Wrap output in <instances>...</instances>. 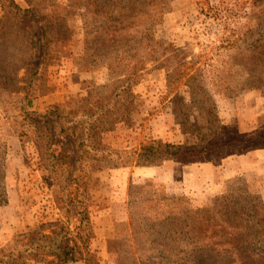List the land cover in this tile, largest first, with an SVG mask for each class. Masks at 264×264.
I'll use <instances>...</instances> for the list:
<instances>
[{"label": "rangeland", "instance_id": "374dc122", "mask_svg": "<svg viewBox=\"0 0 264 264\" xmlns=\"http://www.w3.org/2000/svg\"><path fill=\"white\" fill-rule=\"evenodd\" d=\"M87 1L106 4L105 13L113 10L117 2L15 0L23 9H28L29 4L34 6L35 33L40 34L45 24L48 40L40 69L41 37L36 39L32 61H27L30 52L22 36L0 43L8 49L0 60V82L6 84V88H0V171L3 172L0 175V250L22 234L48 233L52 225L67 222L54 202V192H59L57 184L63 178L54 182L42 166V160L47 158L48 133L45 129L38 133L20 112L24 91L29 92L32 100L29 111L36 106L40 108L38 104L44 97L56 95L54 99L60 101L61 107L57 114L65 122L80 126L81 137H63L62 141V137L53 135L60 131L61 121L53 120V139L61 143L55 150L58 153L63 146L75 160L79 156L75 147L78 141L81 152L86 151L82 162L84 200L94 233L97 221L106 212L115 223L114 237L107 243L114 264H141L142 260L160 258L179 247L180 236L172 229L177 221H163L181 209V204L178 206L173 198L182 199L183 206L192 210L228 206L239 212L247 206L254 225L253 205L264 203L261 194L264 184L249 179L247 172L239 173L250 169L246 156L222 159L215 155L210 162L165 161L143 166L134 152L151 141L172 145L194 142L190 135L183 133L184 120L177 109L176 96L187 98V89L183 85L169 89L168 81L173 79L176 64L182 58L186 57L187 62L202 52H210V56L212 52L217 54L213 48L223 46L222 41L229 37L234 45L214 58V69L206 74L207 91L213 96L224 125L236 127L245 134L264 135V91L246 84V89L241 90L243 80L237 76L229 77L223 84V78L228 77L224 73L227 61L234 63L242 52L249 53L254 47L264 45V26L249 22L250 18L264 13V0H164L166 12L155 29V39L161 43L157 60L144 59L145 65L139 67L142 71L131 87L128 77L113 72L110 61L87 55L97 45L89 43L88 38L89 29L96 27L90 24L87 28L84 22ZM11 10L8 0H0V18ZM9 21L6 27L15 29L11 18ZM90 22L94 23L91 17ZM103 22L104 19L98 20L97 26ZM28 63L32 67L26 70ZM13 68H17L18 79L12 73ZM122 68L131 70L129 63ZM35 70H39L37 75L29 77ZM248 78L244 75L245 82ZM226 87H230L231 93L225 91ZM8 90L22 93L11 95ZM54 107L50 105L47 111L51 112ZM259 150L262 151L258 154L264 156V149ZM119 163L126 166L118 167ZM256 163L257 169H264V158ZM62 174L66 176L67 172ZM77 176L82 175L78 172ZM216 219L222 220L220 216ZM71 226L75 235L81 232L79 222L74 221ZM214 232L228 231L223 232L219 227L211 229L209 234ZM213 260L219 264H237L230 255L213 257Z\"/></svg>", "mask_w": 264, "mask_h": 264}, {"label": "trees", "instance_id": "16d2710c", "mask_svg": "<svg viewBox=\"0 0 264 264\" xmlns=\"http://www.w3.org/2000/svg\"><path fill=\"white\" fill-rule=\"evenodd\" d=\"M163 1L127 0L124 3L123 0H117L113 10L108 13L104 12L108 10L106 4L87 1L85 4L87 14L84 16V22L87 28L90 24L96 27L94 30L89 29L91 33L88 34V38L90 39L89 43L96 42L97 44L88 50L87 55L110 61L113 72L117 71L120 77H128L127 81L130 82L128 86L131 87L142 71L139 67L145 65L144 59L145 61L157 60V48L161 46V43L155 39V29L158 24H161L162 17L166 12V4ZM8 2L13 11H9L7 15L0 18V43L22 36L23 44L27 48L29 47L30 59L27 61H32L33 55L36 53V39L41 37L43 43L40 49V69L46 55L45 48L48 40L46 25L41 26L40 34L35 33L34 20L37 16L34 6L29 4L28 9H23L16 4L15 0H8ZM92 7H95V10H92ZM90 17L94 23L90 22ZM9 18L12 19L15 29L6 27L7 22H10ZM102 19L105 22L97 26L98 20ZM249 22H256L257 26H264V13L250 18ZM226 43H228L227 46H224ZM222 44L223 46L213 48L217 54L212 52L210 56V52H202L195 60L187 62L186 57L182 58L176 64L173 79L168 81L169 89L181 85L187 89V98L176 96L177 109L184 120L183 133L190 135L194 142L189 145H172L151 141L141 150L134 152L139 164L152 166L165 161L195 164L213 161L215 155L222 156L224 159L264 149V135L245 134L239 132L236 127L223 124L213 96L207 91L206 74L210 69H214V58L234 45L232 37L222 41ZM7 51L5 46H0V60ZM248 52L239 54L234 59V63L227 61L224 73L228 77L223 78V84H226L229 77L237 76L240 81L243 80V84L239 86L241 90L246 89L244 88L246 84L249 85V88L264 91V45L254 47ZM142 53L145 55L143 56ZM23 54V52L20 53V55ZM126 63H129L131 70L126 71L122 68ZM30 66L32 67L31 63H28L26 70H29ZM12 71L15 78L18 79L17 68H13ZM38 71L35 70L28 76L37 75ZM244 75L249 76L246 82ZM15 78L12 79V83L15 82ZM0 88H6V84L0 82ZM225 91L230 92V87H226ZM9 93L18 96L22 92L9 91ZM24 93L26 95L22 98L20 107L23 119L38 133L42 129L48 133L49 140L45 149L47 158L42 160V166L54 182L63 178L61 183L57 184L60 190L54 192V202L57 209L64 214L63 217L67 222L52 225L48 233L35 231L13 238L0 250V264H27V262L98 264L100 259L91 249L95 233L91 226L89 208L84 200L85 192L82 184L84 177L82 162L86 151L81 152V145L76 141L75 147L77 151L79 150L77 159L73 160L63 146L57 153L55 148L61 143L53 139L51 123L53 120L61 121L60 131L53 135L55 138L56 135H59L62 137V141H64L63 137L67 139L81 137L80 126H74L76 122H65V118L57 114L61 108L59 104L53 105L56 107L51 112L47 111L46 114L29 111L32 100L29 98V92L24 91ZM186 99L187 103H185ZM190 109H194L197 115L193 116L195 112L190 113ZM93 118L94 115L91 116V119ZM199 118L200 124L198 125ZM87 149L90 147L87 146ZM92 149L95 150V146ZM125 166L126 164H118V167ZM63 171L67 172L66 176L62 174ZM78 172L82 176L78 177ZM1 174H3L2 171H0ZM173 200L178 206L179 203L181 204V209L175 214L176 216L170 214L163 221H177L172 229L176 235L180 236V245L176 250L169 251L160 258L151 257L142 260L141 264H198L199 262L201 264H219L213 260V257L220 258L226 255L235 258L237 264H264L263 202L253 205L255 224L252 225L247 213V206L239 212L229 209L228 206L217 210L208 208L192 210L189 206H183L182 199L173 198ZM217 216H220L222 220H217ZM238 220L240 222L235 224ZM74 221L81 225V232L76 235L71 228ZM217 221H219L218 224L211 226ZM219 227L223 232L226 229L228 232L209 234L211 229ZM109 252H111L110 248Z\"/></svg>", "mask_w": 264, "mask_h": 264}, {"label": "crops", "instance_id": "0c3cea01", "mask_svg": "<svg viewBox=\"0 0 264 264\" xmlns=\"http://www.w3.org/2000/svg\"><path fill=\"white\" fill-rule=\"evenodd\" d=\"M55 97L56 95L44 97L43 99L40 100V104H38L40 108H37V106L33 107L32 111H35L39 114H46L48 107L50 105L60 103V101L54 99ZM260 151L262 150H255L248 154L243 155L247 157V160L251 163V166L248 171L243 170V171H239V173L242 174L247 172L248 173L247 177L249 179L260 182V184H264V169H257L256 167L257 165L256 161H258L259 158H264L262 154H258L260 153ZM261 194L264 195V188H262ZM101 217L100 220L97 221V227H95V237L92 240L91 247L96 251V253L100 257H102V259L100 258L98 264H114L111 261L113 255L112 253H109L107 248V243L114 237L113 227L115 226V223L108 212L103 214ZM102 219H104L103 224L100 223ZM32 264H43V263L33 262ZM77 264H82V263H77Z\"/></svg>", "mask_w": 264, "mask_h": 264}]
</instances>
